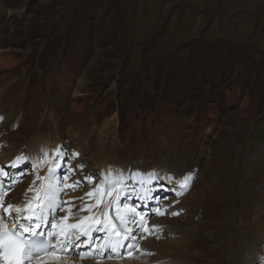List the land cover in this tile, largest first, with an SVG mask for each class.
Listing matches in <instances>:
<instances>
[{
  "label": "rangeland",
  "instance_id": "1",
  "mask_svg": "<svg viewBox=\"0 0 264 264\" xmlns=\"http://www.w3.org/2000/svg\"><path fill=\"white\" fill-rule=\"evenodd\" d=\"M0 60V155L19 146L11 159H34L35 144L39 159L59 143L74 181L99 182L104 153L167 166L187 182L184 197L181 183L155 181L156 205L124 202L143 213L172 203L154 223L178 230L164 241L184 238L169 222L178 217L195 231L179 257L149 254L147 232L137 253L148 264H264V0H0ZM34 173L21 167L7 192L25 195ZM135 252L82 260L133 264Z\"/></svg>",
  "mask_w": 264,
  "mask_h": 264
},
{
  "label": "snow or ice",
  "instance_id": "2",
  "mask_svg": "<svg viewBox=\"0 0 264 264\" xmlns=\"http://www.w3.org/2000/svg\"><path fill=\"white\" fill-rule=\"evenodd\" d=\"M3 117L0 116V120ZM78 153L73 156H78ZM65 153L57 148L54 156H49L42 151L39 159L31 160L34 173L32 185L25 193L24 206L8 204L6 207L3 198L7 191L17 182L16 174H10L0 167V264H49V261H60L65 255H78L84 258H106L123 259L132 257L134 251L139 249L140 239L145 238L141 233L153 234L159 231L157 228L146 227L147 214L137 211L135 205H129L124 201L135 195L142 201L155 200L151 188L141 192L133 189L128 190V185L122 174L117 177L105 176L99 182L94 178L95 174H90L84 181L76 180L68 184L69 176L75 174L70 164H65L63 159ZM28 157L18 156L9 168H18L23 163L29 162ZM47 166V174L39 175V170ZM82 168L81 166H78ZM64 168L68 171L63 175L60 172ZM133 177H129L132 179ZM7 181V187L5 186ZM37 181H40L37 186ZM82 183L95 184V187L85 193L86 197L92 198L94 204H82L79 212L85 210L91 212L95 204L100 203L105 197L111 199L104 203V210L98 215L81 217L76 223L69 222L72 218L71 209L67 208L68 201L61 198V194L66 195V189L77 190ZM188 188L187 182L181 185L179 195H183ZM28 193H32L28 196ZM82 201L84 197L80 198ZM115 206V217L119 224L114 222L109 215V209ZM67 211V215L59 216V212ZM152 214H163L157 205L150 210ZM13 213L17 223L9 229L8 223L12 221ZM3 214H7L8 222H4ZM171 215H179L172 212ZM93 233H103V243H99V237ZM139 236V239L137 238ZM82 238H84L82 240ZM159 239V236H157ZM55 240V243H53ZM74 242L76 248L85 247L84 252H76L72 248ZM91 245L92 247H87ZM105 252L110 253L104 257L97 255L89 256L90 253ZM151 254V253H149Z\"/></svg>",
  "mask_w": 264,
  "mask_h": 264
},
{
  "label": "bare ground",
  "instance_id": "3",
  "mask_svg": "<svg viewBox=\"0 0 264 264\" xmlns=\"http://www.w3.org/2000/svg\"><path fill=\"white\" fill-rule=\"evenodd\" d=\"M6 60H7V62L10 63V58H8ZM3 146L4 145L0 143V152L3 149ZM30 146H31L32 152L35 153L34 159L36 160L38 158V154H37L38 147L35 144H30ZM59 146H60L59 143H55L54 146H48L46 148L45 147L41 148L40 151H41V153H42V151L47 152L49 154V156L51 157V156L55 155V150L57 148H59ZM18 147L19 146H15V147L11 146L9 151H7L6 153H2L0 155V160L3 162H8V163L14 161V159L10 158L13 153H15V154L24 153L23 148L19 147V151H17L15 149ZM120 160L116 159V161L111 162L109 157L105 156V153L103 154V156H99V159L97 160V164L99 165V167L101 169L100 180H102L105 176L117 177L118 175L122 174L124 179H125V183L129 179V177H133L130 180H132L134 183L141 184V186L143 187V190L148 189V188H151V190H152V184L155 181H158L159 183L165 182V187H166V189H169V190H171L170 183H173L175 181H177V184L181 183V185H182V182L176 176V170H171L167 166L161 167V168H155L153 166H147V167H143L140 169L138 167H135L132 164L124 165L123 161H120ZM46 172H47V167H44V168L39 170V175L45 176L47 174ZM28 183H29V180H28ZM39 184H40V181H37V186H39ZM144 184H145V187L143 186ZM31 185H32V183L29 186H31ZM29 186H28V184L26 186H24V191H25V188L27 187V189H28ZM92 188H94V186L87 187V189L82 192V194L84 195L83 201L82 200L80 201L77 199L76 200L70 199V203L67 204V206H66L67 208L71 209V213H72V218L69 222L76 223L81 217L89 216V215L96 216L104 210V206L100 205L101 207L99 206L100 208H98L97 210H95V207H92L91 212H89L87 210H85L83 212L78 211V209L82 206V204L92 205L91 202H88L86 200V198H88V197L85 196V193L90 191ZM27 189H26V192H27ZM143 190H141V191H143ZM174 190H176L175 192H177V194H178L181 191V188H174ZM19 191H20V187L16 191L7 192V194L4 196V199H3L4 204L5 203H12L13 205L22 206L25 203V195L21 196L19 194ZM186 192L183 195L178 194V196L184 197ZM31 195H32V193H28V196H31ZM71 197H74V196H71ZM80 198H81V196H79L78 199H80ZM110 199H111L110 197H105L104 203H106ZM180 199H184V198H180ZM148 202L150 203V205L156 203L155 200H150ZM170 205L172 206V203L168 204L167 206H164V208H162V209L159 208L160 212L162 213V211L165 210V213H168L169 212L168 207ZM149 207L145 211V214H147L146 222L148 220H150L149 218L154 217L152 222L148 221V223H150V228H157L158 229L159 227L154 226V223L156 222L155 220L158 217H164V216H163V214H152V212L150 211L151 208H149ZM156 207H154V208H156ZM154 208H152V209H154ZM177 210H178L177 207H174L173 209H171V211H173V212H175ZM67 214H68L67 211L61 212V216H64ZM109 215L112 216L114 222L119 224L118 220H116V217H115V206H113V208L109 209ZM13 216L15 217V213H13ZM178 218H179L178 220L169 221V222H171L172 224H176L174 226L178 227L179 229H184L183 230L184 238L182 240H165L164 241L165 236L168 237V236H171V235L176 234L178 232V230L175 228H169V229L165 230L164 232L162 231V229H159V231H155L153 234L148 233V236L151 235V237H155V240L154 239L149 240V243L152 246L148 250L149 253L162 251L165 255H167V253H169L170 255L179 257V255H181L182 253L187 251L188 247H186V244L188 243V239L191 238V234H193L195 230L192 229L193 223L185 225L187 223L178 222L179 220H181V217H178ZM5 220H6V222H8L7 216L5 217ZM161 221H166V220H161ZM16 223H17L16 218L12 219V221L10 223H8L9 229H12ZM140 235L144 236L143 233H141ZM157 236H159V239L157 238ZM144 237L146 238V236H144ZM145 238H144V240H145ZM99 243H103V241H100ZM139 243H141L139 246V249H140L143 243H142V241ZM80 248L82 249L85 247L82 246ZM138 250H136V252H135L136 255H134L135 261L133 262V264H140V263L141 264H148L151 260H153L149 256H146L145 254H143V252L137 253ZM166 251H169V252H166ZM167 256H169V255H167ZM157 258H158V260L162 259V256L158 255ZM254 262H256V259L254 260ZM49 264H111V263L108 261L92 262L91 260H82V259L77 258V256L75 254H72V255H65L62 258V260H60V261H49ZM159 264H161V263H159ZM261 264H262V262H261Z\"/></svg>",
  "mask_w": 264,
  "mask_h": 264
}]
</instances>
